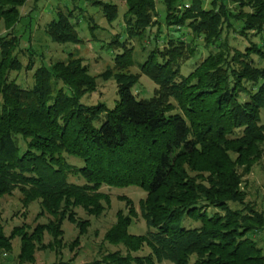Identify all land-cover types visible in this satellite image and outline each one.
Listing matches in <instances>:
<instances>
[{"label":"trees","instance_id":"obj_1","mask_svg":"<svg viewBox=\"0 0 264 264\" xmlns=\"http://www.w3.org/2000/svg\"><path fill=\"white\" fill-rule=\"evenodd\" d=\"M26 1L0 0V29L8 31L0 35V196L17 189L24 204L38 201L39 215L52 218L30 233L26 226H15L9 237L0 230V249L9 251L8 239L18 236L19 264H33L36 249L58 254L65 218L78 229L71 248L90 223L75 218L72 208L98 216L108 199L103 185H134L146 193L138 212L147 231L130 233L135 212L118 211L103 239L123 249L81 264H264L252 236L264 228V212L245 202L241 188L243 175L263 153L264 0L240 1L248 10L237 13L225 0H211L209 7L191 0L186 8L182 0H121L126 37L115 34L105 44L118 52L113 57L118 98L112 108L80 102L94 90V77L72 55L36 67L28 88L10 77L22 64L13 31ZM157 2L165 10L158 22ZM94 3L105 20H115L116 4ZM67 17L59 12L47 24L45 34L53 42L81 41ZM160 22L167 27L161 40ZM154 27L156 38L148 33ZM230 30L246 37L248 46L230 45ZM145 37L160 43L141 46L146 52L139 73L126 71L135 63L132 43ZM199 40L206 56L185 75L181 62L195 56ZM141 73L156 85L149 97L138 98L131 90ZM67 156L83 164L69 163ZM70 174L82 183L68 181ZM230 202L239 206L231 208ZM211 207L220 211L208 216ZM187 219L200 224L191 226ZM45 232L51 240L44 244ZM144 247L147 254L137 255ZM58 256L49 264H77Z\"/></svg>","mask_w":264,"mask_h":264},{"label":"rangeland","instance_id":"obj_2","mask_svg":"<svg viewBox=\"0 0 264 264\" xmlns=\"http://www.w3.org/2000/svg\"><path fill=\"white\" fill-rule=\"evenodd\" d=\"M95 1L98 0H27L25 5L21 6L19 10V20L16 22L14 36L18 37L19 48L22 50H15L18 55L19 61L22 63L18 71H13L10 77L14 78L21 87L28 88L33 85V72L36 67L40 65L50 66L55 61H65L66 59H81V64L87 67V72L94 77V90L85 93L80 97V102L85 105H95L100 102L105 103L108 107L114 105L115 100L118 98L116 92V84H114L113 74L116 72V68L113 67V57L116 50H110L106 47V42H109L110 38L119 34L121 38L126 37L123 25V11L125 10L124 2L121 0H99L103 2H110L116 4L118 7V14L115 20L108 22L105 20V16L102 13L100 7H98ZM191 0H182L181 3L185 4L184 7H189ZM209 1L203 0L202 3L205 7H209ZM244 0H225L227 5L232 8L233 12L237 13L238 10L247 11V7H242V4H238ZM156 12L158 15L153 18L158 22L163 20L165 16L164 5L161 2H157ZM180 7V5L178 6ZM180 7L181 8H184ZM61 12L67 15L68 21L74 26L76 34L81 39L78 43L65 42L57 43L53 42L45 33L47 24L58 18V13ZM234 28L239 25L235 19L231 20ZM160 31H163V35L157 39L166 35V25L164 22H160ZM156 28L154 27L148 33L156 38ZM233 30V29H232ZM230 30L228 40L230 45L237 46L243 49L248 46L249 40L242 35H237L235 31ZM7 28L2 27L0 29V35L5 34ZM8 32V31H7ZM226 32L223 36H227ZM12 33L7 35L6 38H11ZM154 38L145 37L140 42H133L134 53L133 59L135 63L128 69V72L139 73L138 62L143 60L145 56V50L141 49V46L147 50L155 43H160L159 40L154 41ZM257 41L256 38H251ZM200 44V49L195 56H189L183 62H181V72L188 74L193 66H195L204 56H206L207 48L203 46L202 41H197ZM254 59L257 60L256 56ZM107 70V71H106ZM107 74V75H105ZM62 83L57 82L56 86H60ZM156 85L146 75L140 74L139 80L132 87V92L136 97H149L154 93ZM261 123L264 124V107L261 109ZM263 153L260 159H258L250 171L245 173L242 177L241 188L244 190L245 202L253 205L258 211L264 212V142L261 144ZM69 163L75 165H82L83 162L80 158L75 156H67ZM67 180L75 183H82V180L78 177L67 175ZM100 191L104 192L108 199L103 201L104 210L98 216L87 214V212L81 206H74L72 208L75 218L89 219V225L86 232L78 238L77 245H73L71 248L69 245L73 242L78 235V229L75 224L68 219H64L62 222L63 234L61 252L56 254L53 250L49 249H36L33 253V264H49L56 261L60 257L67 261L72 258L74 263L81 264L89 262L90 260L100 258L108 251L123 249L121 245H112L105 241L104 233L116 222V212L120 211L126 214L129 209H133L135 212L133 223L129 226V232L133 234H142L147 231V226L144 224V220L141 218L139 211V202L145 197V191L134 185L127 187H108L103 185ZM23 196L20 191L13 189L10 194L0 196V230L5 237L10 236V232L15 226H26L28 233L38 224H45L51 220V215L41 212V207L38 201L28 202L27 204L22 201ZM231 208L238 207V204L229 203ZM214 211H220L216 208H207L206 214L210 216ZM187 219L186 223L191 226H198L199 220L190 222ZM44 244L51 240V236L48 233L42 235ZM253 238L260 245L264 253V228L259 232L252 233ZM9 251L7 249H0V264H19L17 260V254L20 250L21 240L18 236L10 238ZM65 244V245H63ZM258 245V246H259ZM38 246V243H36ZM146 247L137 252V255L147 254ZM23 264H29L23 262ZM161 264H168L163 262Z\"/></svg>","mask_w":264,"mask_h":264}]
</instances>
